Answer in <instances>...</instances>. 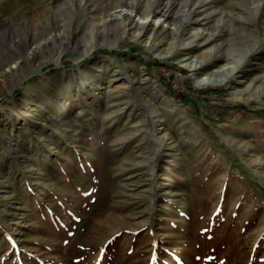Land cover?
<instances>
[{
    "label": "rangeland",
    "instance_id": "1",
    "mask_svg": "<svg viewBox=\"0 0 264 264\" xmlns=\"http://www.w3.org/2000/svg\"><path fill=\"white\" fill-rule=\"evenodd\" d=\"M71 1L0 0V61L43 60L0 78V264H264V0H170L211 32L170 54Z\"/></svg>",
    "mask_w": 264,
    "mask_h": 264
},
{
    "label": "bare ground",
    "instance_id": "2",
    "mask_svg": "<svg viewBox=\"0 0 264 264\" xmlns=\"http://www.w3.org/2000/svg\"><path fill=\"white\" fill-rule=\"evenodd\" d=\"M89 1H91L93 6L88 8ZM71 6L83 14L90 15L88 18H85L87 19L86 24H88L92 35H98V39L104 40L107 37V32L102 29L113 30L112 35L114 39H120L127 32H130L134 39H145V43L163 54H170L177 48L185 46V44L190 45L193 40L197 42L205 41L211 36V32L206 30V28L196 27L192 30H187L183 21L187 18V15L191 14V12L184 9L183 5L178 7L174 5L170 6V0L159 2V4H156L155 0H145L143 2L142 0H116L106 9L102 6L99 0H72ZM174 8L175 11L173 10ZM161 16H164L163 21L170 23L172 27H167L166 29L161 26L156 27L155 24L146 21L147 17L157 20ZM261 28L264 31V20ZM50 38H52V41L55 39L54 36H50ZM165 38L170 39V41L164 43L163 41ZM183 39L186 42H183ZM17 43L18 42H14V44ZM39 45L40 44H38L36 48L45 46L46 41H43L42 45ZM23 48L24 47H22L21 44V47L16 48L14 53L6 56L0 61V78L2 83L8 80L10 82L12 81L13 84H16L28 74L25 66H31L32 59L30 60L25 56ZM191 48L192 46L185 47V49L189 51H191ZM87 52L88 50L84 48L80 51L79 56H83ZM214 52V49L212 50V53L211 50L205 49L198 52V54L195 55L196 59L193 63L195 68L204 65L205 61L208 60ZM228 54L232 56L231 59L221 65L209 69L202 78L207 79V82L211 84L222 83L229 76V73L233 71L236 65H238L237 62L240 59V56L236 57L234 53L231 54V52H228ZM186 58L188 57H184L183 60ZM37 63L38 64L35 67L29 66L30 72L38 70L43 63V60H40ZM4 66H7L6 70H2ZM30 87H34V85H31ZM24 99L31 101L33 100V96L27 93L25 94ZM47 105L48 100L44 99L40 106L42 107V111L46 109ZM66 111V109H63L60 113H65ZM17 112L25 114L26 110L19 107Z\"/></svg>",
    "mask_w": 264,
    "mask_h": 264
}]
</instances>
